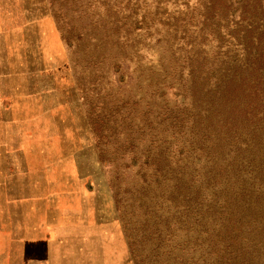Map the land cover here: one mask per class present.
I'll list each match as a JSON object with an SVG mask.
<instances>
[{"label":"rangeland","instance_id":"1","mask_svg":"<svg viewBox=\"0 0 264 264\" xmlns=\"http://www.w3.org/2000/svg\"><path fill=\"white\" fill-rule=\"evenodd\" d=\"M261 34L264 0H0V264H264Z\"/></svg>","mask_w":264,"mask_h":264},{"label":"trees","instance_id":"2","mask_svg":"<svg viewBox=\"0 0 264 264\" xmlns=\"http://www.w3.org/2000/svg\"><path fill=\"white\" fill-rule=\"evenodd\" d=\"M252 45L253 67H251L248 76H253V79L252 77H245V80L248 81L250 99L257 101L259 104V102L264 101V34H261L255 42H252ZM230 86L231 80L226 81L222 86L223 90L219 93L222 100H228L227 92L230 90Z\"/></svg>","mask_w":264,"mask_h":264}]
</instances>
